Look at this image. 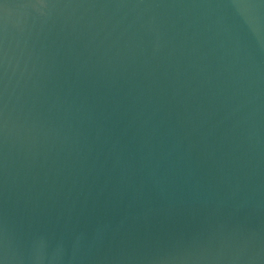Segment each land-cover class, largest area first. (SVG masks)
Wrapping results in <instances>:
<instances>
[{"label": "water", "instance_id": "95a60500", "mask_svg": "<svg viewBox=\"0 0 264 264\" xmlns=\"http://www.w3.org/2000/svg\"><path fill=\"white\" fill-rule=\"evenodd\" d=\"M0 264H264V0H0Z\"/></svg>", "mask_w": 264, "mask_h": 264}]
</instances>
